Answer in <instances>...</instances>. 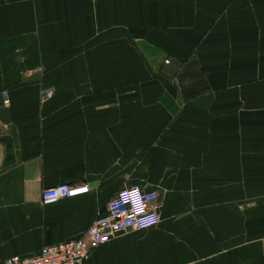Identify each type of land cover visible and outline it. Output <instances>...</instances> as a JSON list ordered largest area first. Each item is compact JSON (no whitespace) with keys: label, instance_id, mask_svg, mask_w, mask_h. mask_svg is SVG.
Masks as SVG:
<instances>
[{"label":"crops","instance_id":"crops-1","mask_svg":"<svg viewBox=\"0 0 264 264\" xmlns=\"http://www.w3.org/2000/svg\"><path fill=\"white\" fill-rule=\"evenodd\" d=\"M261 149L264 0H0V261L81 235L123 183L160 187L165 217L85 264L212 254L213 243L190 248L184 228L163 221L206 185L207 202L250 203ZM199 165L242 177L201 183L188 174ZM60 182L89 191L42 206V188ZM209 214L195 217L198 229L239 239L219 210ZM244 254L264 264V239Z\"/></svg>","mask_w":264,"mask_h":264},{"label":"rangeland","instance_id":"rangeland-1","mask_svg":"<svg viewBox=\"0 0 264 264\" xmlns=\"http://www.w3.org/2000/svg\"><path fill=\"white\" fill-rule=\"evenodd\" d=\"M166 62V61H165ZM53 92L50 91L44 94V98H50L51 94ZM47 94V95H46ZM236 146H239L236 144ZM261 151V153H260ZM259 152H257L253 157H250L251 159V179L249 180L251 183L250 189L251 191V202L250 203H242V202H232V201H226L222 203L218 202H207L204 198L205 192L210 191L213 189L212 186L206 185L202 193L203 197L198 195L192 197L193 200L182 202L180 209L183 210V213H175L173 216L170 217L169 221H166V219L163 222H173L177 229L184 228L185 234L183 236L184 242L186 245L190 248L198 249L201 246L209 244L212 246L213 243V249L212 254L208 253L209 251H205V254L207 255H200L199 252L195 251V253L192 256H187V260L184 259V257L181 258V261L179 264H195L198 260H201V264H234L236 262L237 264H245V254H244V246H247V250L249 253H257L258 252V246L261 244L262 239H264V230H260L264 227V171H261V168L263 166L262 161H264V152L261 149ZM217 152V149L215 148V151ZM225 152V151H224ZM261 155V163H259V156ZM219 155L217 158H213L214 161H218ZM200 166V165H199ZM216 166V165H215ZM203 167V166H200ZM211 166H205L203 168H206L207 170H197L193 172H189V178L198 179L201 183H213L219 182L220 179L230 178H241L242 177V171H234L227 172L226 170H208ZM202 169V168H200ZM245 181V180H244ZM246 183V181H245ZM126 184V183H123ZM122 184V185H123ZM129 184V183H127ZM189 186V185H188ZM187 186V187H188ZM186 187V188H187ZM146 188V187H145ZM156 188L158 192V196L160 195V187H154ZM234 191V189H233ZM225 192V191H224ZM242 194V188L236 189L234 192V197L237 195ZM114 195V194H113ZM112 195V196H113ZM202 199L204 202L202 203ZM257 200V202L253 201ZM262 201V202H259ZM158 205L159 202L157 200ZM202 203V204H200ZM248 206H251L250 212L247 209ZM160 207V206H159ZM245 209V210H244ZM210 210H219L220 213L223 214L230 222H232V226L234 231L239 235V239L231 241L228 238L224 240L221 234L218 233L216 229H213V231L216 234H213L211 232L210 226H203L201 229H198L197 225L195 224V217L198 214H209ZM259 212H263V215L260 216ZM165 217V215H163ZM163 216L161 215V211L159 210V218L162 221ZM259 216V217H258ZM239 217L240 220L237 218ZM244 224L247 227H250L251 231H255L256 233H251L249 235H245L244 233ZM185 226V227H183ZM188 226H193L192 230H186L188 229ZM129 232H143L142 231H129ZM198 233H201L200 235ZM129 234L128 232L123 233L122 236H125ZM118 237V236H117ZM120 238V235H119ZM183 239L179 238V243L182 242ZM217 242H223L225 246L221 250H217L215 246H218ZM183 244V243H182ZM236 251V258H233L232 252ZM262 264V263H261Z\"/></svg>","mask_w":264,"mask_h":264},{"label":"built area","instance_id":"built-area-1","mask_svg":"<svg viewBox=\"0 0 264 264\" xmlns=\"http://www.w3.org/2000/svg\"><path fill=\"white\" fill-rule=\"evenodd\" d=\"M4 96H7L5 92ZM44 99L43 96L42 100ZM88 191L87 183L60 182L42 188L41 204L53 205L62 199L86 194ZM157 200L158 192L154 188H145L140 184H123L81 235L45 244L32 254L10 256L0 261V264H85L90 252L99 245L125 232L156 226L160 221Z\"/></svg>","mask_w":264,"mask_h":264}]
</instances>
